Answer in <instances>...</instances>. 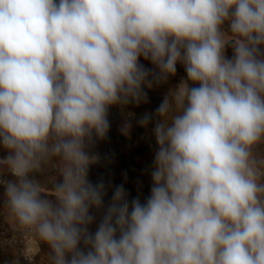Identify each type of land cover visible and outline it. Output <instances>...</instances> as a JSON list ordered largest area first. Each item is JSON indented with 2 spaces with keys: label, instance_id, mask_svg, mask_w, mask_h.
<instances>
[{
  "label": "clouds",
  "instance_id": "1",
  "mask_svg": "<svg viewBox=\"0 0 264 264\" xmlns=\"http://www.w3.org/2000/svg\"><path fill=\"white\" fill-rule=\"evenodd\" d=\"M178 64L149 195L121 184L105 204L89 170L110 109ZM261 145L264 0H0V207L47 264H264Z\"/></svg>",
  "mask_w": 264,
  "mask_h": 264
},
{
  "label": "rangeland",
  "instance_id": "2",
  "mask_svg": "<svg viewBox=\"0 0 264 264\" xmlns=\"http://www.w3.org/2000/svg\"><path fill=\"white\" fill-rule=\"evenodd\" d=\"M231 57V49L227 50ZM141 63L147 68L153 66L141 58ZM183 66L177 65V73L169 78L167 83L145 88L147 102L139 105L129 103L123 109L119 106L112 107L109 111L110 129L106 139L96 141L91 151L99 156V162L93 164L89 170V179L95 183L103 180L107 187L105 204L112 196L116 186L123 184L129 193V199L140 196L141 201L149 195L151 177L148 169L152 165L156 142L152 134L155 121V110L162 102L164 96L174 89L185 77ZM151 114L153 122L147 127H142L139 121L145 114ZM147 147L142 151L138 149ZM123 154L125 166H120L119 155ZM257 154L264 157V145L259 146ZM6 152L0 148V157ZM52 174L40 177L45 190L51 195L48 181ZM8 178H11L10 175ZM2 188H0V202H2ZM99 219V218H98ZM96 225L91 226L95 230ZM47 246L32 234L19 228L15 221L8 215L5 208L0 207V264H47Z\"/></svg>",
  "mask_w": 264,
  "mask_h": 264
},
{
  "label": "trees",
  "instance_id": "3",
  "mask_svg": "<svg viewBox=\"0 0 264 264\" xmlns=\"http://www.w3.org/2000/svg\"><path fill=\"white\" fill-rule=\"evenodd\" d=\"M144 149H147V147H144V148H141V149H138L139 151H142ZM119 164L120 166H125V158H124V155L123 154H120L119 155Z\"/></svg>",
  "mask_w": 264,
  "mask_h": 264
}]
</instances>
